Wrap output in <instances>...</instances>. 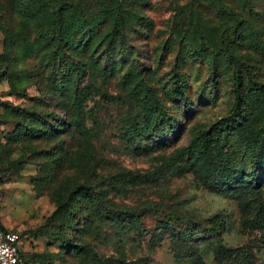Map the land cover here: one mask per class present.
Masks as SVG:
<instances>
[{
	"label": "rangeland",
	"instance_id": "obj_1",
	"mask_svg": "<svg viewBox=\"0 0 264 264\" xmlns=\"http://www.w3.org/2000/svg\"><path fill=\"white\" fill-rule=\"evenodd\" d=\"M0 225L25 264H264V0H0Z\"/></svg>",
	"mask_w": 264,
	"mask_h": 264
},
{
	"label": "built area",
	"instance_id": "obj_2",
	"mask_svg": "<svg viewBox=\"0 0 264 264\" xmlns=\"http://www.w3.org/2000/svg\"><path fill=\"white\" fill-rule=\"evenodd\" d=\"M20 234L0 225V264H25Z\"/></svg>",
	"mask_w": 264,
	"mask_h": 264
},
{
	"label": "trees",
	"instance_id": "obj_3",
	"mask_svg": "<svg viewBox=\"0 0 264 264\" xmlns=\"http://www.w3.org/2000/svg\"><path fill=\"white\" fill-rule=\"evenodd\" d=\"M121 22L118 21L117 22V26H120ZM235 63L238 64V61L235 59ZM178 94L181 95V93L178 91ZM238 101H241L240 97H238ZM76 126L78 127H81V123L80 122H76ZM210 133L209 131H203L199 136L195 137L192 139L190 145H189V148H193L195 146H198L202 149H209L210 147ZM259 143L255 142V146H257L256 148L258 149L259 148ZM256 159V155L254 156V160ZM22 256H23V259L25 261V258H24V253H22Z\"/></svg>",
	"mask_w": 264,
	"mask_h": 264
}]
</instances>
